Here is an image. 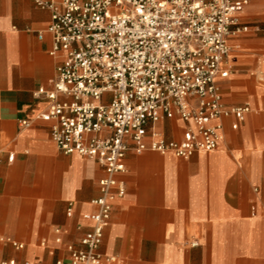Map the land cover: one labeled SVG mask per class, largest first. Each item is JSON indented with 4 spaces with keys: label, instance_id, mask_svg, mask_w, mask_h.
<instances>
[{
    "label": "crops",
    "instance_id": "crops-1",
    "mask_svg": "<svg viewBox=\"0 0 264 264\" xmlns=\"http://www.w3.org/2000/svg\"><path fill=\"white\" fill-rule=\"evenodd\" d=\"M239 17L249 29L230 34L229 74L216 82L226 105L251 111L237 128L222 117L212 151H128L102 264H264V0ZM51 20L37 0H0V256L20 264H69L67 245L93 227L87 215L106 176L96 159L64 153L41 118L50 100L37 92L53 88L61 54H51ZM186 126L177 116L154 125L167 139Z\"/></svg>",
    "mask_w": 264,
    "mask_h": 264
},
{
    "label": "built area",
    "instance_id": "built-area-1",
    "mask_svg": "<svg viewBox=\"0 0 264 264\" xmlns=\"http://www.w3.org/2000/svg\"><path fill=\"white\" fill-rule=\"evenodd\" d=\"M248 3L37 0L52 12L51 54L61 53L53 88L37 92L50 100L41 118L51 122V137L64 153L96 159L106 170L100 195L92 199L97 208L87 215L93 227L79 246L67 245L69 264L103 263L100 246L113 199L125 193L118 173L128 151L156 150L185 158L212 151L223 137L222 117L233 116L237 128L251 111L248 103L226 105L216 82L229 74L230 34L249 29L239 17ZM176 116L187 126L181 138L167 139L154 125ZM0 264L20 263L0 256Z\"/></svg>",
    "mask_w": 264,
    "mask_h": 264
}]
</instances>
